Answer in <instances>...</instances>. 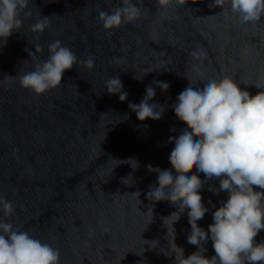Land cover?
I'll list each match as a JSON object with an SVG mask.
<instances>
[{
  "label": "clouds",
  "instance_id": "9594fccd",
  "mask_svg": "<svg viewBox=\"0 0 264 264\" xmlns=\"http://www.w3.org/2000/svg\"><path fill=\"white\" fill-rule=\"evenodd\" d=\"M186 3L187 0H157L158 6L165 9L172 5L182 7ZM27 7L28 0H0L2 46L13 31L21 28L20 12ZM210 7L222 8L217 15L231 11L242 23H259L264 16V0H213ZM141 14V7L133 0H122V4L111 11H98L97 18L103 22L105 30H110L125 22H135ZM49 25V17H42L31 30L43 33ZM42 51L39 45L35 46V52ZM35 52L31 54L34 56ZM205 55L198 51L190 53L193 58ZM77 63L84 64L89 70L94 67L93 57L78 60L61 41H53L49 45L47 60L36 64L34 71L20 75L19 83L37 95L44 94L59 87L65 71ZM142 78L135 77L138 81ZM240 84L229 76L210 79L203 83V88L193 87L189 81V86L172 105L176 117L187 125L178 137L168 140L175 145L169 157L175 175L168 169L146 166L149 172L158 173V187L150 186L146 198L152 202L169 201L177 208V211L161 218L167 229L168 242V250L161 252L165 256L174 255L175 264H264V241L257 243L255 239L264 229V91L251 95ZM153 85L161 91H167L170 86L168 82L153 80L146 86L145 96L139 104L129 103V108L140 121L149 118L160 120L165 111L159 103H150L156 95ZM255 86L261 89L260 85ZM105 88L110 95H118L120 102L126 101L128 93L123 91L119 76L109 77ZM171 131L175 132V129ZM128 161L132 162L133 170L139 167L134 158ZM193 170L203 173L206 180H219L218 189L209 188L214 194L219 195L220 191L228 193L227 200L222 201L212 213L213 223L208 226V231L197 224L208 212L200 193L205 181L196 174L189 176ZM132 195L140 201L139 191ZM0 206L5 218L12 216L14 207L10 201L0 198ZM149 212L152 223L151 208ZM185 212L191 228L187 242L198 248L187 257L183 247L175 243L173 226ZM209 233L215 252L211 259L204 255ZM146 242L153 245L150 247L153 249L159 244L158 241ZM0 264H60V251L30 236L28 231L14 229L13 224L4 219L0 220Z\"/></svg>",
  "mask_w": 264,
  "mask_h": 264
}]
</instances>
